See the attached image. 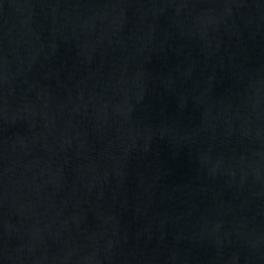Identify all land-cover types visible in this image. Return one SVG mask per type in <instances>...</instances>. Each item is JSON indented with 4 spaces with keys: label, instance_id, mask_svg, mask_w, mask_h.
<instances>
[{
    "label": "water",
    "instance_id": "obj_1",
    "mask_svg": "<svg viewBox=\"0 0 264 264\" xmlns=\"http://www.w3.org/2000/svg\"><path fill=\"white\" fill-rule=\"evenodd\" d=\"M0 264H264V0H0Z\"/></svg>",
    "mask_w": 264,
    "mask_h": 264
}]
</instances>
